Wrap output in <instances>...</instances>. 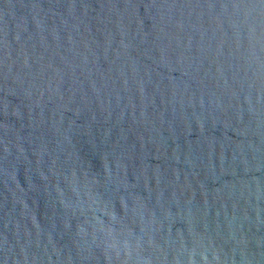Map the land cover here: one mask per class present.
<instances>
[{
    "label": "water",
    "instance_id": "obj_1",
    "mask_svg": "<svg viewBox=\"0 0 264 264\" xmlns=\"http://www.w3.org/2000/svg\"><path fill=\"white\" fill-rule=\"evenodd\" d=\"M0 264H264V0H0Z\"/></svg>",
    "mask_w": 264,
    "mask_h": 264
}]
</instances>
